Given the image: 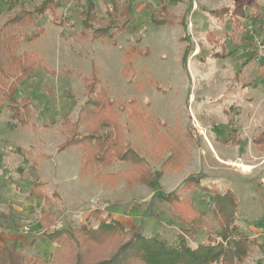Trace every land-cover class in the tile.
Returning <instances> with one entry per match:
<instances>
[{
	"label": "rangeland",
	"instance_id": "obj_1",
	"mask_svg": "<svg viewBox=\"0 0 264 264\" xmlns=\"http://www.w3.org/2000/svg\"><path fill=\"white\" fill-rule=\"evenodd\" d=\"M92 1L97 14L104 16L105 0ZM126 1L130 20L113 38L81 36L84 4L77 0H60L56 14L62 26L47 14L20 30L31 35L43 28L36 39L21 36L18 53L36 52L53 72L38 67L18 84L12 99L25 97L30 108L23 127L11 118L10 100L0 96V227L32 241L25 253L51 260L53 243L42 236L38 223L42 204L28 194L32 183L45 181L48 191L59 192L51 206L59 228L95 226L97 221L89 212L99 208L124 225L120 242L134 233H157L177 246L181 227L155 193L178 189L184 178L198 174L203 183L214 182L221 191L230 188L236 193V222L256 239L242 264H264V148L254 141L264 130V0H194L196 5L193 0ZM238 4L245 17L238 16L237 23L231 16ZM162 5L171 6L175 24L153 22ZM17 9V0H0V24ZM222 50L229 55L211 56ZM92 63L99 85L110 97L135 99L159 129L172 133L175 127L181 131L190 127L198 132L199 144L187 143L181 169L159 173L166 155L155 159L150 153L152 126L146 127L142 138L127 135L142 145L151 160L150 185H126L120 178L115 185L104 186L89 176L80 179V151L69 147L56 152L63 140V118L76 117L86 97L80 75L66 69L87 76ZM18 109L24 110L21 104ZM128 166L115 162L107 170ZM184 193L215 224L212 195L200 189ZM23 227L28 231L23 232ZM204 237V232L196 231L189 242L195 245Z\"/></svg>",
	"mask_w": 264,
	"mask_h": 264
},
{
	"label": "trees",
	"instance_id": "obj_2",
	"mask_svg": "<svg viewBox=\"0 0 264 264\" xmlns=\"http://www.w3.org/2000/svg\"><path fill=\"white\" fill-rule=\"evenodd\" d=\"M17 1L18 9L0 24V96L10 100L8 107L13 109L11 118H15L19 126L23 127L27 123L30 108L25 97L19 101L12 99L18 84L33 75L38 67L53 71L36 52L23 50L18 53L21 36L28 40L36 39L44 32L43 28L39 27L31 35L26 31L20 33V30L36 24L38 18L47 14L51 15L56 25L62 26L64 22L56 14L60 0H40L37 3H30V0ZM77 1H83L84 4L80 11L82 37L113 38L128 25L129 3L126 0H105L104 16L97 14L92 0ZM235 7L231 19L245 17L241 4ZM152 20L155 24H175L176 16L171 11V6L162 5L152 16ZM227 55L229 52L225 50L211 54L220 58ZM66 72L80 75L86 97L79 106L76 117L65 115L63 118V140L57 145L56 151L69 147H76L80 151L77 171L80 179L89 176L104 186L115 185L120 178L125 180L126 185H150L154 173L151 160L142 152V145L129 140L127 136L136 134L142 138L147 135V126L154 128L149 133V141L152 143L150 153L155 159L166 155L159 164L160 174L181 169L186 158L187 143L199 144L200 135L194 128L188 127L181 131L179 127H175L172 133L166 132L156 126V122L143 106L139 107L135 99L116 100L110 97L107 90L99 85L100 79L94 63L87 76L70 68ZM18 104L24 109L22 113L18 112ZM122 114L125 116L124 121L121 120ZM11 126L16 127L15 124ZM254 141L264 148V130L255 136ZM115 162L128 163L129 166L123 170L108 171L107 168ZM46 185L45 181H36L30 185L28 194L42 204L38 223L42 236L53 243L51 260L38 254L25 253L22 247L0 244V264H242L249 255L251 246L256 243V239L245 234L236 222V193L230 188L221 191L214 182L203 183L202 176L198 174L184 178L178 189L155 193V196L168 204L181 227L177 246L160 238L157 233L149 236L134 233L125 242H120L124 225L99 208L89 212L97 221L95 226L82 223L59 228L51 210L59 192L55 189L48 191ZM193 189L212 195L215 224H211L204 211L197 209L184 193ZM196 231L204 232L205 237L192 245L189 240L195 239Z\"/></svg>",
	"mask_w": 264,
	"mask_h": 264
},
{
	"label": "crops",
	"instance_id": "obj_3",
	"mask_svg": "<svg viewBox=\"0 0 264 264\" xmlns=\"http://www.w3.org/2000/svg\"><path fill=\"white\" fill-rule=\"evenodd\" d=\"M194 1V0H193ZM195 5H196V1H194ZM190 71V70H189ZM192 99V95L190 96V100ZM189 100V101H190ZM192 113V117L193 119H197L196 116L193 114V112L191 111ZM208 139V138H207ZM67 149V148H66ZM57 152V151H56ZM61 152V151H60ZM59 153V152H57ZM80 165V163H79ZM237 214V212H236ZM113 216V215H112ZM114 217V216H113ZM115 218V217H114ZM116 219V218H115ZM238 224V223H237ZM239 225V224H238ZM0 244L1 245H5V246H8V247H22L23 250L26 249V244L29 246L32 243V241H26L25 238H23V236H17L15 235L14 233H11L9 231H6L4 230L2 227H0ZM18 244V245H16ZM11 245V246H10ZM15 245V246H14Z\"/></svg>",
	"mask_w": 264,
	"mask_h": 264
},
{
	"label": "built area",
	"instance_id": "obj_4",
	"mask_svg": "<svg viewBox=\"0 0 264 264\" xmlns=\"http://www.w3.org/2000/svg\"><path fill=\"white\" fill-rule=\"evenodd\" d=\"M23 232H27L28 231V227H23Z\"/></svg>",
	"mask_w": 264,
	"mask_h": 264
}]
</instances>
